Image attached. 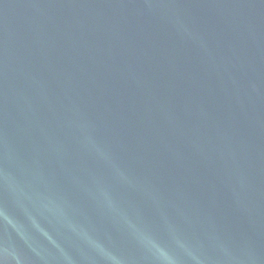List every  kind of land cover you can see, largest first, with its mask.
Wrapping results in <instances>:
<instances>
[{"label":"water","instance_id":"obj_1","mask_svg":"<svg viewBox=\"0 0 264 264\" xmlns=\"http://www.w3.org/2000/svg\"><path fill=\"white\" fill-rule=\"evenodd\" d=\"M0 264H264V0H0Z\"/></svg>","mask_w":264,"mask_h":264}]
</instances>
